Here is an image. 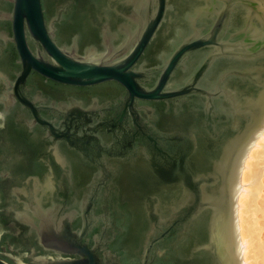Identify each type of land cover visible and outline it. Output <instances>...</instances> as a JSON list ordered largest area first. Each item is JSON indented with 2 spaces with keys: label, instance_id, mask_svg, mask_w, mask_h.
Instances as JSON below:
<instances>
[{
  "label": "water",
  "instance_id": "obj_1",
  "mask_svg": "<svg viewBox=\"0 0 264 264\" xmlns=\"http://www.w3.org/2000/svg\"><path fill=\"white\" fill-rule=\"evenodd\" d=\"M31 78L112 95L147 135L111 177L72 178L66 202L43 179L26 221L0 220V264H245L238 194L264 130V0H0V103L33 109L19 90ZM19 225L42 254L13 250L4 234Z\"/></svg>",
  "mask_w": 264,
  "mask_h": 264
},
{
  "label": "flooded vegetation",
  "instance_id": "obj_2",
  "mask_svg": "<svg viewBox=\"0 0 264 264\" xmlns=\"http://www.w3.org/2000/svg\"><path fill=\"white\" fill-rule=\"evenodd\" d=\"M39 80L28 79L19 89L20 96L27 97L34 110L19 100L12 103L4 99L0 103L3 115L0 116V220L5 225L16 219L17 211L19 217L27 220L22 211L25 206L35 204V194L43 179L51 180L52 197L60 200L62 196L66 202L69 190L76 188H72V178L86 174L94 178L111 177L114 159L125 160L139 137L147 135L138 123L130 120L131 113L126 112L125 116L118 109L114 96L84 89L71 91ZM0 86L7 88V81L0 80ZM96 103L102 106L111 103L113 108L109 111L89 108V104ZM104 111L106 119L100 121L98 118ZM89 119L95 122L90 123ZM19 226L22 227L19 234L12 228L4 234L15 242L13 250L42 254L34 231Z\"/></svg>",
  "mask_w": 264,
  "mask_h": 264
},
{
  "label": "bare ground",
  "instance_id": "obj_3",
  "mask_svg": "<svg viewBox=\"0 0 264 264\" xmlns=\"http://www.w3.org/2000/svg\"><path fill=\"white\" fill-rule=\"evenodd\" d=\"M244 185L246 187L242 188ZM238 213L244 260L264 259V130L254 143L242 171ZM260 264H264V260Z\"/></svg>",
  "mask_w": 264,
  "mask_h": 264
},
{
  "label": "rangeland",
  "instance_id": "obj_4",
  "mask_svg": "<svg viewBox=\"0 0 264 264\" xmlns=\"http://www.w3.org/2000/svg\"><path fill=\"white\" fill-rule=\"evenodd\" d=\"M246 186H242V188H245ZM245 248V247H244ZM253 253V252H252ZM250 255H252L251 253H249ZM254 254V253H253ZM261 260H264L263 258H254V260L252 261L251 259L250 260H245V264H260V261Z\"/></svg>",
  "mask_w": 264,
  "mask_h": 264
}]
</instances>
